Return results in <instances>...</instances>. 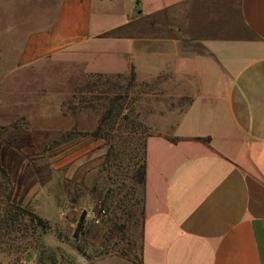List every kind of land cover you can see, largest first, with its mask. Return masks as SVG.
<instances>
[{"label": "crops", "instance_id": "obj_1", "mask_svg": "<svg viewBox=\"0 0 264 264\" xmlns=\"http://www.w3.org/2000/svg\"><path fill=\"white\" fill-rule=\"evenodd\" d=\"M25 1L33 9L13 27L20 40L0 46V66L98 53L104 41L121 48L101 53L116 54L136 79L189 83L170 132L145 139L139 258L87 264H264V0H168L152 12L142 0ZM112 7L124 22L93 27L95 9ZM9 32L0 34L7 44Z\"/></svg>", "mask_w": 264, "mask_h": 264}, {"label": "rangeland", "instance_id": "obj_2", "mask_svg": "<svg viewBox=\"0 0 264 264\" xmlns=\"http://www.w3.org/2000/svg\"><path fill=\"white\" fill-rule=\"evenodd\" d=\"M167 2L142 0V9L152 12ZM32 3L18 0L0 4V34L10 31L11 36L8 44L0 38V46H13L20 40L22 32L13 27L31 13ZM124 20L118 8L95 9L92 26L110 28ZM94 46L98 53L80 49L32 65L0 66V164L11 177L12 200L47 222V227L31 225L26 231L9 232L0 243V264H87L121 250L129 257L139 254L141 190L124 203L119 201L117 187L115 195L106 196L110 182L103 164L108 144L84 134L97 126L108 98L127 95L126 105L138 127L130 145L140 156L147 135L170 132L169 126L189 102V83L174 74L143 80L135 77L130 83L129 66L125 69L116 54L105 57L101 53L121 47L104 41ZM9 52L15 60L18 48ZM139 59L140 55L135 63L141 62ZM100 69L111 71L106 73L111 80L105 86L95 84V88H106L108 95L92 99L96 91L81 93L79 89L91 80V73L103 72ZM120 124L124 129L125 123ZM65 131L74 135L62 141ZM92 210L97 221L87 216ZM81 216L82 226L77 230Z\"/></svg>", "mask_w": 264, "mask_h": 264}, {"label": "trees", "instance_id": "obj_3", "mask_svg": "<svg viewBox=\"0 0 264 264\" xmlns=\"http://www.w3.org/2000/svg\"><path fill=\"white\" fill-rule=\"evenodd\" d=\"M128 74L131 83L135 78L133 67L130 68ZM121 75L122 74L117 73L118 77L124 78V76ZM89 76H91V80L87 81L85 86L80 88L79 91L81 90V93L83 91L89 93L96 91L98 94L92 96V99L107 98V89L103 88L98 90V88H95V84L105 86L111 80L110 75L96 72L91 73ZM92 84L93 87H91ZM126 96L127 95L124 97L122 94H116L112 98H108L107 104L103 106V111L97 126L93 131L84 135H89L93 138H102L108 144L103 164V170H106L107 179L110 182L106 191V196L109 195L108 193H112V196L115 195L117 187V193L120 192L119 201L124 203L127 198L132 200L136 196L139 188L141 190L139 201L141 203V214L143 216L145 140L141 155L138 156L136 148L130 145L132 142L131 140L134 139L133 137L138 131V127L134 124L128 106L126 105ZM83 98L82 101L84 100ZM85 102L89 103L86 98ZM119 121L125 123L124 129L122 128V124L118 125ZM116 130L119 131L117 135L115 134L117 132ZM73 135L72 131H65L61 134V140H68L72 138ZM122 190H124L123 194ZM13 191L11 177L7 170L0 164V243L6 241L7 234L12 230L26 231L31 225L47 227V222L43 220V218L33 214L27 208L21 207L12 200ZM134 203H136V199ZM82 221L83 216L78 220L77 230L82 226ZM127 246L129 247V242ZM109 254H119L133 259L139 258V254L134 257H129L124 250L108 253L106 255Z\"/></svg>", "mask_w": 264, "mask_h": 264}, {"label": "built area", "instance_id": "obj_4", "mask_svg": "<svg viewBox=\"0 0 264 264\" xmlns=\"http://www.w3.org/2000/svg\"><path fill=\"white\" fill-rule=\"evenodd\" d=\"M87 216H89V217H91V219L93 220V221H97L98 220V217H97V214L95 213V211H89L88 213H87Z\"/></svg>", "mask_w": 264, "mask_h": 264}]
</instances>
